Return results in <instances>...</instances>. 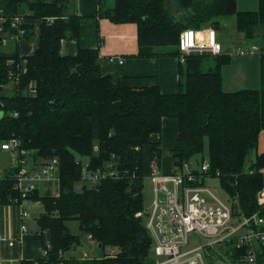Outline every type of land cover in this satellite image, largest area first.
Segmentation results:
<instances>
[{
  "label": "trees",
  "instance_id": "trees-1",
  "mask_svg": "<svg viewBox=\"0 0 264 264\" xmlns=\"http://www.w3.org/2000/svg\"><path fill=\"white\" fill-rule=\"evenodd\" d=\"M102 1L101 16L137 24L141 56L158 54V46H171V53L179 54L184 28L236 13L239 30L260 48L261 84L226 91L221 71L227 57L217 56L215 65L205 70V55L199 54L181 64L178 92L166 93L157 85H122L101 73L98 49L62 54V40L77 39L81 33L75 0H0V16L6 18L0 30V141L19 139L20 149L28 151L20 159L32 157L33 164L59 160L58 194L42 195L38 188L27 198L43 203L36 237L44 248L48 243L50 247L43 257L21 264L155 262V241L146 225L144 149L150 146L151 159L160 166L161 142L151 141V135L161 132L165 117L179 120V136L171 151L174 171L207 151L206 174L228 193L233 213L264 215V205L258 201L264 189V151L247 165L264 129V0H259L257 10H239L237 0H180L188 14L183 22L171 16L167 0H115L113 7L106 8ZM16 16L42 19L39 46L27 56H21L18 40L9 49L3 47L5 36L19 34L31 41L37 35L34 24L24 22L23 33L12 27ZM49 16L56 18L48 22ZM10 71L20 74L11 94L4 88ZM87 164L89 171H100L96 182L84 179ZM21 167L18 163L0 177V203L19 204L22 215L24 200L13 201L22 200L14 188ZM112 170L114 175H109ZM141 211L144 214L138 215ZM72 219L97 241L102 255H66L81 244L80 235L67 224Z\"/></svg>",
  "mask_w": 264,
  "mask_h": 264
},
{
  "label": "crops",
  "instance_id": "crops-1",
  "mask_svg": "<svg viewBox=\"0 0 264 264\" xmlns=\"http://www.w3.org/2000/svg\"><path fill=\"white\" fill-rule=\"evenodd\" d=\"M75 2L76 11L81 15V33L77 39L64 38L62 40L63 55H75L80 48H96L99 51L101 73L110 75L114 82L130 87L157 85L166 93L180 90V68L183 63H180L178 54L171 53L173 51L171 46H158L155 48L158 54L141 56L138 26L135 22L116 23L108 17L101 16L99 0H75ZM102 3L105 8L113 7L115 0H103ZM167 7L176 21H185L188 14L180 0H167ZM237 8L257 10L259 0H237ZM25 22L34 24L35 29L40 28V20L25 19ZM195 27L209 40L215 38L222 44V51L219 55H202H205L204 62L207 69L215 65L217 56L227 57L221 71L222 84L226 91L260 87L261 54L256 52L241 55L236 52L237 48L257 44L255 40L249 39L244 31L239 30L236 13L215 16ZM36 34L34 40L31 41L19 38L18 46L21 56L30 55L37 49L39 46L37 30ZM121 59L122 63L119 62ZM178 136V118L165 117L161 132L151 135V141L161 142L163 154L160 166L151 159L150 146L147 145L144 149L146 179H149L148 176L154 167L167 174L175 170L171 151L176 146ZM262 151H264V129L260 132L256 152ZM32 160L30 157V162ZM5 171L1 173L4 174ZM41 187L46 188V193L56 191L54 185L49 182L41 183L39 191ZM150 192L152 194V189ZM22 206L31 212L30 218L22 217V207L19 204L0 203V238L7 236L15 241L13 245H9L0 239V264H21L22 260H34L44 255L42 241L36 237V232L30 231V228L40 227L38 218L44 211L43 203L39 200L26 199L22 202ZM23 223L28 226L27 231L22 230ZM88 238L91 239L89 235Z\"/></svg>",
  "mask_w": 264,
  "mask_h": 264
},
{
  "label": "built area",
  "instance_id": "built-area-1",
  "mask_svg": "<svg viewBox=\"0 0 264 264\" xmlns=\"http://www.w3.org/2000/svg\"><path fill=\"white\" fill-rule=\"evenodd\" d=\"M55 16L45 17L51 22ZM6 18L0 16V30L4 28ZM25 22L21 16L11 20V26L20 33L25 30L21 25ZM19 34L10 35L4 40H19ZM180 63H186L188 58L199 54L219 55L222 44L215 38L209 40L204 34L193 27L184 28L178 41ZM241 55L260 52L258 44H251L245 48H237ZM120 63L123 62L121 59ZM19 72L10 71L9 80L19 78ZM3 149H15L19 155L28 154L20 149V140L11 138L2 142ZM22 165L16 177L14 188L20 191L22 200L18 197L14 202L26 200L37 190L41 183L60 181L59 160L52 158L41 160L33 166L28 165L26 157L19 160ZM87 164L83 168L84 179L91 183L100 178V171H89ZM199 167L185 163L184 169L163 173L154 167L149 174L152 182V198L147 207L146 225L155 241L154 252L156 260L153 264H264V215L256 211L250 215H236L232 205L217 194V187L208 184L212 177L206 173L210 168L209 158L200 161ZM114 175V171L109 172ZM204 179V181H203ZM55 194H58L55 191ZM260 205H264V189L258 195ZM144 214V211L138 215ZM23 217H30L25 208ZM22 230L27 231L26 224ZM195 235L204 239V243L191 249H185L190 242V236ZM1 241L13 245V238L2 236ZM50 243L44 248L47 253ZM82 257H89V253L82 251ZM157 256H163L158 259Z\"/></svg>",
  "mask_w": 264,
  "mask_h": 264
},
{
  "label": "rangeland",
  "instance_id": "rangeland-1",
  "mask_svg": "<svg viewBox=\"0 0 264 264\" xmlns=\"http://www.w3.org/2000/svg\"><path fill=\"white\" fill-rule=\"evenodd\" d=\"M35 20H40L42 22V19H35ZM35 26V25H34ZM37 30V32H39V28L35 29V31ZM14 43L13 40H4L3 41V47L9 49L10 46H12V44ZM219 57H223V56H219ZM205 70H207V68H205ZM16 84L15 81H10L9 84L5 85L4 88L6 89V91L11 94L14 85ZM1 144L2 141H0V175L2 174L1 172L6 170L8 171L13 165H16L19 163L20 157L19 154L15 151V149H9V150H3L1 148ZM256 150H253L248 158H247V165L249 166L251 164V162L253 160H255V156H256ZM205 158L208 157V153L207 151L204 153L203 155ZM202 155H197L196 157L198 158H194L192 160L191 165L194 166H198L200 163L199 161L202 160ZM28 161V165L29 166H33V160L30 162V157L27 158ZM5 174V172H4ZM2 174V176L4 175ZM0 176V177H2ZM52 185H54L55 190L58 189V186L56 183L51 182ZM150 184H151V189H152V182L150 180L149 183V179L145 180V189H144V194H145V203L147 206L150 205V201L152 198V194L150 192ZM208 184L212 187H217L218 191L217 194L220 195L224 200L228 201L229 200V195L227 192L224 191V189L220 186L219 182L217 179H210ZM82 187V182L77 184V188H81ZM49 192V191H47ZM50 193H55L50 191ZM40 194L44 195L47 194L46 193V188L45 187H41L40 188ZM68 226L70 227L71 231L75 234L80 235L81 237V244L79 246H77L75 249L69 251L66 253L67 256L69 255H79L83 250H86L89 254H91L92 256H100L103 254V250L100 249L99 244L97 243V241L88 238V234H85L81 231L80 226H79V221L76 219H72L67 221ZM37 225V224H36ZM27 230H28V226H27ZM30 231H34V232H39L41 231V228H30ZM204 243V239L195 235L190 236V242L189 244L185 247V249H191L194 248L196 246H199L201 244ZM110 251V250H108ZM158 259H163V256H157Z\"/></svg>",
  "mask_w": 264,
  "mask_h": 264
}]
</instances>
